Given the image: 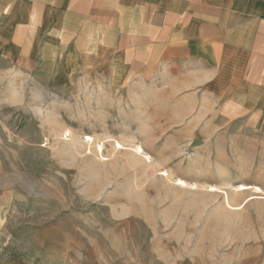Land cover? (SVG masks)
<instances>
[{
  "label": "rangeland",
  "instance_id": "obj_1",
  "mask_svg": "<svg viewBox=\"0 0 264 264\" xmlns=\"http://www.w3.org/2000/svg\"><path fill=\"white\" fill-rule=\"evenodd\" d=\"M67 80L0 61L4 254L22 264H264L262 131L221 113L192 123L167 93L104 76Z\"/></svg>",
  "mask_w": 264,
  "mask_h": 264
},
{
  "label": "crops",
  "instance_id": "obj_2",
  "mask_svg": "<svg viewBox=\"0 0 264 264\" xmlns=\"http://www.w3.org/2000/svg\"><path fill=\"white\" fill-rule=\"evenodd\" d=\"M0 61L167 93L192 123L221 113L264 133V0H0ZM0 264L22 262L0 250Z\"/></svg>",
  "mask_w": 264,
  "mask_h": 264
},
{
  "label": "bare ground",
  "instance_id": "obj_3",
  "mask_svg": "<svg viewBox=\"0 0 264 264\" xmlns=\"http://www.w3.org/2000/svg\"><path fill=\"white\" fill-rule=\"evenodd\" d=\"M85 141H86V142H89V143H92V138L87 137V138L85 139ZM96 147H97L98 152L100 153V152L102 151V146H101V145H97ZM116 149H120V144H118V143L116 144ZM134 152H135V154H137L138 156H145V153L143 152V149H142L140 146L135 147ZM145 160H146L147 162H149L150 157H149V156H145ZM160 175H162V176H167L166 172H163V173L160 174ZM175 185L180 186V187H183V188H185V187L188 186V184H186V182L183 181V180H181V179H177L176 182H175ZM197 187H198V186H197ZM212 187H213V186H212ZM212 187H210L209 192H216L218 188H215V187L212 188ZM191 188H192V189H195L196 186H192ZM235 189H236L237 192H241V191H244V190H250V189H253L255 192L260 193V192H259V189H257V188L254 189V188H252V187H249V186H243V185L238 186V187H236ZM225 199H226V201L228 202L227 197H225ZM227 202H226V203H227ZM227 206H229V205H227Z\"/></svg>",
  "mask_w": 264,
  "mask_h": 264
}]
</instances>
